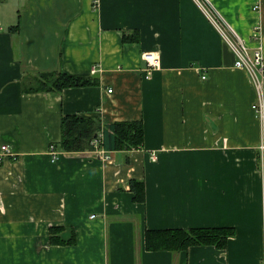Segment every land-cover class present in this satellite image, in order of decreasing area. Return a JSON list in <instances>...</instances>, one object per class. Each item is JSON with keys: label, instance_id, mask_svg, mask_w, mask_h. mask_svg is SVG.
<instances>
[{"label": "crops", "instance_id": "obj_1", "mask_svg": "<svg viewBox=\"0 0 264 264\" xmlns=\"http://www.w3.org/2000/svg\"><path fill=\"white\" fill-rule=\"evenodd\" d=\"M202 1L264 51V0ZM235 60L196 0H0V264H264V115ZM58 72L99 83L31 91ZM66 115L97 120L112 159L97 136L61 149ZM127 121L143 146L114 150ZM197 228L234 234L224 249L147 248V231Z\"/></svg>", "mask_w": 264, "mask_h": 264}, {"label": "trees", "instance_id": "obj_2", "mask_svg": "<svg viewBox=\"0 0 264 264\" xmlns=\"http://www.w3.org/2000/svg\"><path fill=\"white\" fill-rule=\"evenodd\" d=\"M137 33V32H136ZM137 37L124 35V41L140 40ZM98 79L86 74L55 73L40 81L31 91L60 92L65 88L93 86ZM113 135L109 136L114 150L129 151L141 148L144 140L143 123L140 121L118 122L112 126ZM63 138L59 146L64 151H85L91 148V141L97 136L98 121L93 118L66 115L62 119ZM111 145L104 141L102 146ZM109 147V146H108ZM131 189L136 194V200H145V187L142 181H131ZM234 230L230 228H197L190 230L174 229L165 231H147L146 243L149 250L182 251L190 246L212 245L224 249ZM56 241L55 239H52Z\"/></svg>", "mask_w": 264, "mask_h": 264}, {"label": "built area", "instance_id": "obj_3", "mask_svg": "<svg viewBox=\"0 0 264 264\" xmlns=\"http://www.w3.org/2000/svg\"><path fill=\"white\" fill-rule=\"evenodd\" d=\"M201 9L210 18L212 23L216 26L220 32L224 42L231 48L234 52L236 60L234 66L236 68L244 69L248 72L250 79L256 89L257 100L253 105V108L261 115H264V51L261 41L256 48L251 49L248 44L244 42L239 36H236L233 32L229 31L228 28L220 21L215 14L208 8V6L202 0H196ZM144 59L148 63V69L146 73V78H149L152 71L160 66V57L157 53L153 51L145 52L143 54ZM206 77L204 76L203 79ZM103 140V135L99 134L93 139L92 145L97 154L100 155L104 160H111V156L105 152L101 143ZM11 151L8 145H3L1 147L0 153V163L3 157L6 155L11 156ZM154 160L157 156L153 157Z\"/></svg>", "mask_w": 264, "mask_h": 264}]
</instances>
